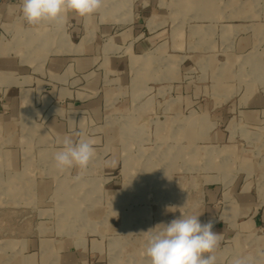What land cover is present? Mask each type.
<instances>
[{
  "label": "rangeland",
  "instance_id": "1",
  "mask_svg": "<svg viewBox=\"0 0 264 264\" xmlns=\"http://www.w3.org/2000/svg\"><path fill=\"white\" fill-rule=\"evenodd\" d=\"M138 1L149 4L103 0L101 9L124 20L131 13L143 40L149 10L136 7ZM153 7L162 23L152 43L130 49L115 69H98L99 59L90 69L100 72L92 91L84 73L73 74L72 89L95 100L97 113L67 106V96L57 97L61 84L46 75L29 104L14 94L16 109L0 90V243L42 228L78 244L97 242L101 251L87 264H148L144 233L182 211L214 221L222 237L218 264L233 256L264 264V4L150 0ZM53 22L44 23L52 32ZM19 39L13 48L25 49ZM41 49L47 56L53 47L35 51ZM250 109L258 111L256 122L245 117ZM52 116L73 120L74 141L80 134L96 141L86 169L50 171L63 139L50 125ZM8 147L16 151L12 164L4 156ZM36 175L55 185L38 200L28 183L11 194L5 189ZM234 207H249L247 215L258 210L257 226L241 230L228 222L224 212Z\"/></svg>",
  "mask_w": 264,
  "mask_h": 264
},
{
  "label": "crops",
  "instance_id": "2",
  "mask_svg": "<svg viewBox=\"0 0 264 264\" xmlns=\"http://www.w3.org/2000/svg\"><path fill=\"white\" fill-rule=\"evenodd\" d=\"M147 1L149 2L147 5L139 4L138 1L136 6H144L149 10V16L145 22L148 36L141 40V33L138 32V26L133 24L131 13L124 20L117 15L110 16L109 14L108 16L109 11L105 12L104 9H100L98 15L95 14L87 18L69 12L65 18L56 20L57 24L55 21L53 22V33L47 30L48 27L44 23L38 26H23L21 0H0V90L9 93L11 107L16 109L17 100L14 96L16 93L21 95L20 102L29 104V95L40 91L43 82L40 77L46 75L55 84H61L60 89L56 90L57 97L67 96V106L74 109H89L91 112L94 110L97 113L98 107L95 100H92L91 97L81 98L79 96L81 92L72 89L71 83L77 81L72 76L75 72L84 73L88 79L85 87L92 91L96 86L100 72L94 73L90 69L98 63L99 59L101 63L100 65L98 63V69L100 67L102 69L101 65L106 66L107 69H115L122 66L130 49L131 51L139 50L140 47L144 48L145 43L148 45L152 43L156 37L154 32L160 28L162 21L156 19L155 8L150 10V0ZM242 1L247 3L249 8L256 2L264 4V0ZM237 26L239 25H228V29H236ZM11 34L14 38L6 41L5 37ZM21 37L22 39L24 37V41L20 43L26 44V48H13V43H17ZM99 41L101 46L98 53ZM44 45L49 48L53 47L47 56L42 51L43 49L35 51L36 48L39 46L43 48ZM22 97L25 100H22ZM69 98L71 99L69 100ZM50 111L47 114H50ZM53 117H50L49 122L58 138L75 136L71 132L74 122L69 116H59L60 118L57 119ZM245 117L256 122L258 111L256 109L247 110ZM6 136L4 139L11 141L12 136L10 134H6ZM15 152L12 147L4 149V156L9 164L14 162ZM28 169L20 168V171L24 173ZM50 171L55 172L56 169L51 168ZM28 172L38 174L39 170L30 168ZM16 183L19 185L14 186L13 182H9L10 185L5 184V189L11 194L13 188L27 186L28 183L27 187L33 190L35 200L41 198L47 189H52L55 186L53 180H44L38 175L30 182L19 181ZM9 198L17 199L16 197ZM248 208L246 210L237 207L228 208L224 212L225 219L231 223L236 221L241 230H253L259 223L260 215L256 209L252 211L251 215H247ZM22 235L25 234L19 236ZM59 236L60 234L57 232L45 234L42 228H38L30 238L22 236L23 238L18 239H5L3 243H0V264H87L93 252L101 251V246L97 242L83 245Z\"/></svg>",
  "mask_w": 264,
  "mask_h": 264
},
{
  "label": "clouds",
  "instance_id": "3",
  "mask_svg": "<svg viewBox=\"0 0 264 264\" xmlns=\"http://www.w3.org/2000/svg\"><path fill=\"white\" fill-rule=\"evenodd\" d=\"M102 6L103 0H21L20 9L27 25L38 26L63 19L69 12L87 18ZM60 143L53 154L54 167L59 172L86 169L95 157L96 141L83 134L75 141L64 136ZM200 215L181 211L179 217L144 233L143 255L148 264H218L221 234L213 231L214 221L202 223ZM229 264H253V258L233 256Z\"/></svg>",
  "mask_w": 264,
  "mask_h": 264
},
{
  "label": "bare ground",
  "instance_id": "4",
  "mask_svg": "<svg viewBox=\"0 0 264 264\" xmlns=\"http://www.w3.org/2000/svg\"><path fill=\"white\" fill-rule=\"evenodd\" d=\"M180 156H181V154H180ZM155 172V171H154ZM172 193V192H171ZM175 195V194H174Z\"/></svg>",
  "mask_w": 264,
  "mask_h": 264
}]
</instances>
